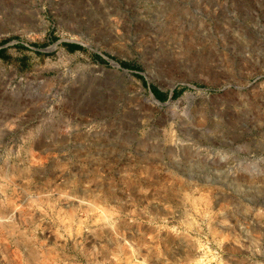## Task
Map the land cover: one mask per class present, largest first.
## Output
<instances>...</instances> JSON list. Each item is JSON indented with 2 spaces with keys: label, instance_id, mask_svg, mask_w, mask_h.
<instances>
[{
  "label": "rangeland",
  "instance_id": "1",
  "mask_svg": "<svg viewBox=\"0 0 264 264\" xmlns=\"http://www.w3.org/2000/svg\"><path fill=\"white\" fill-rule=\"evenodd\" d=\"M0 48V264H264V0H0Z\"/></svg>",
  "mask_w": 264,
  "mask_h": 264
},
{
  "label": "trees",
  "instance_id": "2",
  "mask_svg": "<svg viewBox=\"0 0 264 264\" xmlns=\"http://www.w3.org/2000/svg\"><path fill=\"white\" fill-rule=\"evenodd\" d=\"M65 47L68 51L72 52L75 51L77 49H82V47L78 44L75 43H65ZM0 57L2 59H7L6 56L4 55V48H0ZM123 65L125 67H129L127 64L123 63ZM151 91L153 93V95L155 96V98H157L158 100H164V95L162 92H160L158 89H156L155 87H151ZM175 95V94H174Z\"/></svg>",
  "mask_w": 264,
  "mask_h": 264
}]
</instances>
